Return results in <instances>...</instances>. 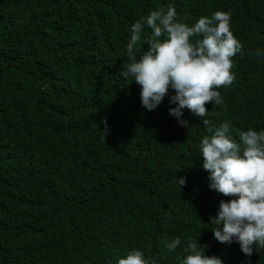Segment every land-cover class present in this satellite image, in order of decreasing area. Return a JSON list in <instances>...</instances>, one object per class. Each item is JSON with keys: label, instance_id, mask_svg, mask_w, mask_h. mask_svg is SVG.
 Masks as SVG:
<instances>
[{"label": "trees", "instance_id": "1", "mask_svg": "<svg viewBox=\"0 0 264 264\" xmlns=\"http://www.w3.org/2000/svg\"><path fill=\"white\" fill-rule=\"evenodd\" d=\"M169 5L189 26L230 12L235 80L204 119L237 141L264 131V0H0V264H118L134 249L179 264L189 240L224 264H264V248L248 257L214 237L231 197L209 187L202 119L184 109L181 126L171 88L147 110L121 75L133 24Z\"/></svg>", "mask_w": 264, "mask_h": 264}, {"label": "clouds", "instance_id": "2", "mask_svg": "<svg viewBox=\"0 0 264 264\" xmlns=\"http://www.w3.org/2000/svg\"><path fill=\"white\" fill-rule=\"evenodd\" d=\"M230 12L217 10L211 17L201 16L193 25L178 20L173 5L160 8L142 17L132 26L127 44L129 63L123 66L121 75L141 86V103L147 110H154L174 90L170 103V115L181 126L189 121L181 119L187 109L202 122L210 135L200 142L202 167L209 173V187L228 200H221L215 216L209 222L214 237L222 244L239 243L248 257L256 249L264 248V131L248 129L239 132V141L230 134L231 125L219 127L210 124L206 104L222 103L220 87L231 86L235 76L231 69L242 44L234 36ZM145 25L152 34L142 39ZM148 43L147 51L140 55L141 47ZM106 123V121H105ZM105 135L107 129L104 130ZM182 189L185 178L177 179ZM181 244L176 238L166 245L169 252ZM208 246L189 240L179 264H224L219 256L205 255ZM118 264H155L145 259L138 249L130 251Z\"/></svg>", "mask_w": 264, "mask_h": 264}]
</instances>
